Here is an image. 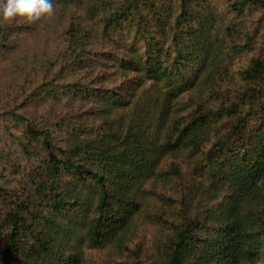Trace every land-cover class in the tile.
<instances>
[{
  "label": "trees",
  "instance_id": "16d2710c",
  "mask_svg": "<svg viewBox=\"0 0 264 264\" xmlns=\"http://www.w3.org/2000/svg\"><path fill=\"white\" fill-rule=\"evenodd\" d=\"M52 14L0 20L1 58L63 37L2 69L16 83L0 107V264L105 248L126 257L110 264H264V0H53ZM151 177L180 188L151 192L177 204L149 218L154 258L131 232Z\"/></svg>",
  "mask_w": 264,
  "mask_h": 264
},
{
  "label": "rangeland",
  "instance_id": "374dc122",
  "mask_svg": "<svg viewBox=\"0 0 264 264\" xmlns=\"http://www.w3.org/2000/svg\"><path fill=\"white\" fill-rule=\"evenodd\" d=\"M53 15L54 14H51V17ZM55 23L57 24L54 17L53 19H49V24L54 25ZM60 32L61 30H47L39 36H25L22 38L19 47L11 52V55H13L10 58L0 57V107L15 104L14 101H12L11 95L14 93V83H16V79L8 73L6 74L3 72V67L11 63V59H13L15 53H28L29 56H27V58L40 60L43 50L47 49L51 51L54 50L55 47L62 46L61 43H63V37H60ZM185 99L186 95L184 94L177 101L179 102L182 100V103ZM19 108L22 109V106L19 105ZM166 160L167 159L164 158L161 161L159 168L164 167ZM182 168L185 172L189 171L186 166H183ZM153 180L154 178L151 177L144 183V193L142 195V201H144L143 211H140V213L133 218V224L131 226V232L135 234L133 244L140 245L144 255H147L149 250L152 258H154L155 254V239L160 236L158 235L160 232L158 229H160V227L151 224L149 218H151L153 214L165 213L169 215L174 208H177V204L175 203L173 207V204L168 203L166 200H158V198L152 197L151 192H157L158 194L164 193L165 198L169 197L177 199L180 190V188H176L177 184L175 182L166 184L164 181L155 183ZM147 193H149V195H147ZM120 256L118 257V255H115L109 248L102 250H85L84 264H110L111 260L114 258H116L118 262L126 260V257L123 259L121 257L120 259Z\"/></svg>",
  "mask_w": 264,
  "mask_h": 264
},
{
  "label": "clouds",
  "instance_id": "9594fccd",
  "mask_svg": "<svg viewBox=\"0 0 264 264\" xmlns=\"http://www.w3.org/2000/svg\"><path fill=\"white\" fill-rule=\"evenodd\" d=\"M53 12V0H0V20L23 19L28 23L46 18Z\"/></svg>",
  "mask_w": 264,
  "mask_h": 264
}]
</instances>
